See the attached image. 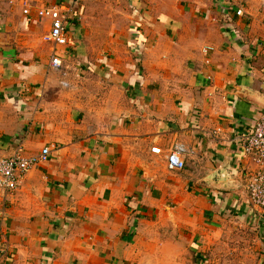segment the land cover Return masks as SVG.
<instances>
[{
  "label": "crops",
  "instance_id": "crops-1",
  "mask_svg": "<svg viewBox=\"0 0 264 264\" xmlns=\"http://www.w3.org/2000/svg\"><path fill=\"white\" fill-rule=\"evenodd\" d=\"M128 1L102 55L74 39L77 0H0V158L50 149L0 196V264H264L239 141L264 112V0ZM58 4L65 46L41 13Z\"/></svg>",
  "mask_w": 264,
  "mask_h": 264
},
{
  "label": "built area",
  "instance_id": "built-area-1",
  "mask_svg": "<svg viewBox=\"0 0 264 264\" xmlns=\"http://www.w3.org/2000/svg\"><path fill=\"white\" fill-rule=\"evenodd\" d=\"M23 15L30 13V0H19ZM242 9L237 14L242 13ZM43 16L50 19L48 38L56 46H65L67 43V27L69 21L74 18L72 10L66 5L58 4L44 7L41 10ZM61 62L52 57L49 61L51 68H58ZM243 154L253 164L255 169L246 177L245 189L253 208L264 213V112L260 115L252 129L239 135ZM183 147L178 143L173 144L165 155L170 169L181 171L185 168ZM151 152L161 154L158 147H152ZM50 153L49 147H43L38 154L27 155L22 147H17L8 157L0 158V196H3L17 188L23 175L32 167L46 161Z\"/></svg>",
  "mask_w": 264,
  "mask_h": 264
},
{
  "label": "rangeland",
  "instance_id": "rangeland-1",
  "mask_svg": "<svg viewBox=\"0 0 264 264\" xmlns=\"http://www.w3.org/2000/svg\"><path fill=\"white\" fill-rule=\"evenodd\" d=\"M77 3L80 5L82 11L80 15H78L79 27L78 32H76L77 37L75 36L74 39H76L77 41H83V44L88 46L89 49L94 53L102 52V55H109L107 51V46L110 40L114 39L117 35H122L123 30L128 29L129 22L127 13L130 9L128 6L129 1L77 0ZM262 6L264 5L262 4ZM238 8L241 9L242 6L237 7V9ZM238 10L235 11V15L241 16L242 13L240 15L237 14ZM93 70H95L94 66ZM251 242L253 243L248 244L247 246L254 247L255 240H252ZM232 245L236 246L234 240L232 242ZM232 253V255H227L226 257L223 255L219 256V254H215V256L202 257V259H205L204 264H211L212 262H215L216 264H242L241 260L250 262L255 260L257 257L243 256V254L239 255L238 253L233 251ZM251 253L252 252H250L249 254Z\"/></svg>",
  "mask_w": 264,
  "mask_h": 264
}]
</instances>
